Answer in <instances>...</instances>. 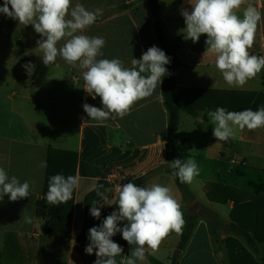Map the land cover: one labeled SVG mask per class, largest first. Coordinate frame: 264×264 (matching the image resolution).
<instances>
[{
  "label": "crops",
  "instance_id": "0c3cea01",
  "mask_svg": "<svg viewBox=\"0 0 264 264\" xmlns=\"http://www.w3.org/2000/svg\"><path fill=\"white\" fill-rule=\"evenodd\" d=\"M159 2L164 31L177 45L182 63L175 70L176 84L181 96L199 108L195 114L181 111L179 115V133L189 140L184 160L193 158L200 168L193 182L186 183L190 192L186 199L169 173L161 170L151 174L170 162L168 114L164 102L157 99L162 95V83L153 96L138 101L124 118L109 119L102 125L91 121L83 104L98 108L102 104L100 97L93 99L84 90L82 70L60 57L46 66L37 48L41 36L34 26L12 19L20 34L16 41L0 14V39L5 42L0 45V167L9 177L32 184L29 197L11 202L5 195L0 201V264H94L96 250L89 255L85 248L90 242L88 230L99 226L100 218L92 217L90 208L95 203L101 207L102 216L115 204L116 189L129 182L138 187L153 183L170 186L185 221L189 215L196 218L185 246H179L181 234L173 232L154 255L146 248V259L137 264H230L225 244L229 236L240 240L256 260H262L263 244L246 241L230 230L233 202L210 201L204 186L214 183L264 195V128L237 130L234 139L221 142L213 136L214 126L207 115L218 107L228 111L250 108L253 99L264 94V70L242 88L229 87L214 66L215 58L205 52L206 34L196 43L183 38L181 30L186 25L181 9L191 11L187 0ZM77 3L100 13L84 33L106 40L103 56L98 59L118 58L125 67H131V60L140 59L148 48L161 49L146 0H72L73 6ZM248 3L262 13L249 53L264 56V0ZM243 7L238 15L242 16ZM61 44L63 41L58 47ZM28 63L35 65L31 76L23 67ZM49 148L76 154L74 176L82 178L73 192L70 227L64 237L42 235L43 220L36 216V203L45 187ZM92 182L97 185L95 191L88 190ZM97 191L104 192L113 204L103 205ZM25 216L32 217L33 223H26ZM125 223L120 221L118 226L122 228ZM112 240L123 249L116 257L120 264L136 246L129 245L119 232Z\"/></svg>",
  "mask_w": 264,
  "mask_h": 264
},
{
  "label": "clouds",
  "instance_id": "9594fccd",
  "mask_svg": "<svg viewBox=\"0 0 264 264\" xmlns=\"http://www.w3.org/2000/svg\"><path fill=\"white\" fill-rule=\"evenodd\" d=\"M187 3L191 5V11L181 9L186 25L181 30L183 38L196 43L202 34H206L205 52L215 58L214 66L229 87L242 88L264 70V56L249 53L262 20L257 7L248 0H187ZM242 6L241 16L237 13ZM0 13L20 24L34 26L35 32L41 36L37 48L46 66L54 64L60 57L71 67L82 70L84 90L93 99L100 97L102 104V108H98L84 103V112L91 121L101 125L109 119L124 118L138 101L153 96L162 78L170 74L165 65L171 58L157 46L148 48L140 59L133 58L131 67H125L118 58L98 59L103 56L106 40L84 33L100 13L89 11L79 3L73 6L72 0H4ZM60 41L63 44L58 47ZM23 67L29 76L33 74L35 65L28 63ZM157 99L163 102L164 97L160 95ZM207 115L214 126L213 136L221 142L234 139L237 130L264 128V107L255 111H228L218 107ZM168 163L173 169L172 176L178 177L181 183L191 184L200 173L193 158H177ZM81 182L79 175L51 176L46 192L47 204L67 203ZM31 187L29 181L21 183L0 167V201L5 195L11 202L29 197ZM96 189V183L92 182L88 190ZM116 193L118 211H113L102 224L88 230L90 242L85 252L91 255L96 250L94 264H117L116 257L123 249L112 237L118 232L129 245L136 246L120 264L143 262L146 248L154 255L171 233L182 234L186 221L170 186L153 183L138 187L129 182L119 186ZM97 195L104 200L103 205L113 204L104 192L97 191ZM90 215L99 219L101 207L93 203ZM24 220L33 223L32 217L25 216ZM120 221H126L122 228L118 226Z\"/></svg>",
  "mask_w": 264,
  "mask_h": 264
},
{
  "label": "trees",
  "instance_id": "16d2710c",
  "mask_svg": "<svg viewBox=\"0 0 264 264\" xmlns=\"http://www.w3.org/2000/svg\"><path fill=\"white\" fill-rule=\"evenodd\" d=\"M146 2L151 11L150 22L153 27L154 37L161 49L171 58L170 63L165 65L170 74L162 78L163 102L168 114L170 162L177 158L184 160L189 153V140L186 136L179 133V115L181 111L195 114L199 108L181 96L180 89L176 84L175 70L182 66V63L177 57V45L168 38L164 31L160 2L159 0H146ZM2 17L14 39H20V34L16 30L11 18L4 14H2ZM251 96L254 97V94H251ZM260 107H264V94L258 96L255 100L253 99V105L248 109L255 111ZM76 160L77 156L74 153H65L53 148H49L48 150L47 175L43 197L36 203V216L38 219L43 220L40 225V232L44 236H67V232L65 231H68L70 227V208L73 203V197L67 203L58 206H48L46 192L48 190V180L51 176L55 174H63L65 177L69 175L74 176ZM161 170L166 171L172 176L173 169L170 168L169 163L151 172V174ZM173 179L182 196L185 199L190 198V192L186 183H181L178 177H173ZM204 191L210 201L218 203L233 202V208L230 213V230L232 232L246 241H256L263 244V258L261 261H258L240 240L232 236L227 237L225 244L230 264H264V195L247 193L214 183H207L204 186ZM57 208L59 209L58 212ZM113 211H118V205L114 204L100 216V224ZM195 220L194 216L189 215L187 217L180 238V247L185 246L189 240L195 227Z\"/></svg>",
  "mask_w": 264,
  "mask_h": 264
},
{
  "label": "rangeland",
  "instance_id": "374dc122",
  "mask_svg": "<svg viewBox=\"0 0 264 264\" xmlns=\"http://www.w3.org/2000/svg\"><path fill=\"white\" fill-rule=\"evenodd\" d=\"M0 6H2V5H0ZM1 14V13H0ZM1 16H2V14H1ZM3 18V17H2ZM4 20V19H3ZM11 20H12V18H11ZM5 22V21H4ZM13 22V21H12ZM14 24V23H13ZM15 26V25H14ZM8 27V26H7ZM15 28H16V26H15ZM9 29V28H8ZM10 30V29H9ZM16 30L18 31V29L16 28ZM11 32V31H10ZM19 32V31H18ZM13 36V35H12ZM14 38V37H13ZM16 40V39H15ZM20 39H18V40H16V41H19ZM0 45H5V42L4 41H2L1 39H0ZM15 45V44H14ZM20 46V44H18V47Z\"/></svg>",
  "mask_w": 264,
  "mask_h": 264
},
{
  "label": "water",
  "instance_id": "95a60500",
  "mask_svg": "<svg viewBox=\"0 0 264 264\" xmlns=\"http://www.w3.org/2000/svg\"><path fill=\"white\" fill-rule=\"evenodd\" d=\"M193 205H196V204H193Z\"/></svg>",
  "mask_w": 264,
  "mask_h": 264
}]
</instances>
